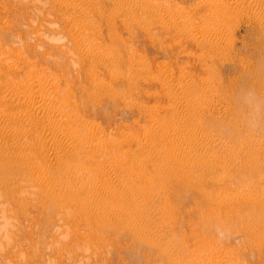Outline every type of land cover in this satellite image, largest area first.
Wrapping results in <instances>:
<instances>
[{"label":"rangeland","instance_id":"rangeland-1","mask_svg":"<svg viewBox=\"0 0 264 264\" xmlns=\"http://www.w3.org/2000/svg\"><path fill=\"white\" fill-rule=\"evenodd\" d=\"M263 4L0 0V264H264Z\"/></svg>","mask_w":264,"mask_h":264},{"label":"bare ground","instance_id":"bare-ground-1","mask_svg":"<svg viewBox=\"0 0 264 264\" xmlns=\"http://www.w3.org/2000/svg\"><path fill=\"white\" fill-rule=\"evenodd\" d=\"M81 2H82V0H80ZM86 1V0H85ZM77 2V1H76ZM84 2V1H83ZM87 3H89V2H87ZM85 5H87V4H85ZM90 5V4H89ZM136 5H138V4H136ZM141 5V4H140ZM264 5V4H263ZM262 5V6H263ZM78 7V6H77ZM87 8V7H86ZM86 8H83V9H86ZM77 9V8H76ZM81 10H82V8H81ZM83 12V14L85 15L86 13L84 12V10L82 11ZM263 14V13H262ZM78 15V14H77ZM89 16V15H88ZM82 17H84V16H82ZM88 18H90V17H88ZM88 18H86V19H88ZM81 19V18H80ZM83 19H85V18H83ZM85 19V20H86ZM90 22V21H89ZM222 46V45H221ZM36 80V79H35ZM35 82V81H34ZM37 82V81H36ZM35 82V83H36ZM33 83V82H32ZM39 83H41V82H39ZM42 84V83H41ZM41 84H39V85H41ZM37 85V84H36ZM44 85V84H43ZM16 86V85H15ZM31 86V85H30ZM45 86V85H44ZM44 86H42V87H44ZM16 87H18V86H16ZM41 86H40V89H39V91L41 92V95L43 94L42 92H44L43 91V88H42ZM46 87V86H45ZM44 87V88H45ZM38 88V87H37ZM9 89V91H10V88H8ZM13 89V88H12ZM15 89V88H14ZM18 89H19V87H18ZM49 91V90H48ZM13 92H15V91H12L11 93H13ZM18 92H19V90H18ZM22 93V92H21ZM20 93V94H21ZM46 93H47V91H46ZM45 92H44V94L43 95H47ZM17 92H16V96H17ZM40 94V93H39ZM51 94V93H50ZM12 95H14V94H12ZM32 95V94H31ZM49 95V94H48ZM48 95H47V97H45V96H43V100L40 102V103H42V104H47V98L50 100L49 102H50V104L49 105H51L52 106V109H48L49 108V106H47L45 109H46V118H49L48 120H51V125H48V126H50V130L54 127H56L59 123H60V121L62 120V117H63V114H62V112H63V110H65V108H64V103H63V100L62 99H56L55 97H51V98H49L48 97ZM53 95V94H52ZM21 96H24V98L26 97L25 95H21ZM50 96V95H49ZM58 97V96H57ZM21 99V98H20ZM19 100V99H18ZM30 100V99H29ZM28 101V99L26 100V102ZM33 102V101H32ZM35 102L37 103L38 102V100L36 101L35 100ZM35 103V104H36ZM24 104H25V102H24ZM29 104H30V102H29ZM38 104V103H37ZM41 104V105H42ZM20 105V104H19ZM25 105H27V104H25ZM32 106V105H31ZM59 111H61V112H59ZM2 113H4V112H2ZM1 113V114H2ZM1 114H0V116H1ZM13 113H11V114H8V113H4L3 115H2V117H0V135H1V138L3 137L2 135L4 134V133H6V132H4V129L2 128L3 126H2V124L4 125V122L6 123V125L7 124H10V125H12V124H16V121L18 120V117H17V115H12ZM21 117V116H20ZM23 120V119H22ZM60 120V121H59ZM17 125V124H16ZM8 127H10V126H8ZM8 127L6 128V130L8 129ZM12 127V126H11ZM13 127H17V126H13ZM13 129V128H12ZM17 129V128H16ZM14 130H15V128H14ZM14 130H11V129H8V131H7V134H8V132H12L13 133V131ZM49 130V131H50ZM52 131V130H51ZM11 135V134H10ZM13 135H15V132H14V134H12V136ZM184 135L185 136H187V135H189L188 133H184ZM189 136H191V135H189ZM5 137V136H4ZM191 138V137H190ZM193 138V137H192ZM6 139V138H5ZM9 139H11V138H9ZM186 139V138H185ZM187 139H188V137H187ZM58 141H57V145H56V147L55 148H53L54 149V151H55V149H56V153L58 154L59 153V151H60V146H61V141L59 140V139H57ZM191 140V139H190ZM188 141V140H187ZM14 142V141H13ZM21 142V141H20ZM18 143V142H17ZM181 144V143H180ZM193 144V143H192ZM223 144H225V143H223ZM105 146V145H104ZM194 148V147H193ZM196 148V147H195ZM223 148V147H222ZM15 149H16V144H10L9 146H7L6 147V149L5 150H3V151H1L0 152V157H2V156H4V157H6V156H12L15 152ZM194 151H199L198 149L196 150V149H193ZM218 149H216V145L214 146V145H212V147H211V151L212 152H215V151H217ZM202 153V152H201ZM201 153H199V152H197V153H195L194 155H196V159H195V161L199 164V165H205V164H208V163H211L210 162V160L209 159H207V158H205V156L204 155H202ZM209 155V154H208ZM7 158V157H6ZM10 158V157H9ZM8 158V159H9ZM0 160H3V159H0ZM11 160V159H10ZM209 160V161H208ZM6 161V160H5ZM57 161V160H56ZM194 161V160H193ZM112 162V161H111ZM7 163V162H6ZM112 164H114V163H112ZM7 165V164H6ZM1 166V165H0ZM108 166H110V168L109 169H114L115 167H116V165H108ZM207 165H205V167H206ZM118 167H119V165H118ZM188 167V166H187ZM208 167V166H207ZM4 168V167H3ZM105 169V168H104ZM104 169L102 170V172H104ZM99 170V169H98ZM97 170V171H98ZM97 171H96V173H97ZM100 171V170H99ZM116 171V170H115ZM191 171V170H190ZM108 173V172H107ZM103 174V173H102ZM104 175V174H103ZM103 178V177H102ZM102 178H100V180H102ZM119 178V177H118ZM96 180V179H95ZM94 180V181H95ZM102 181H99L97 184H99V185H101L100 183H101ZM125 185V184H124ZM96 186V185H95ZM88 187H90V186H88ZM91 190H93L92 188H91ZM94 190H95V187H94ZM93 190V191H94ZM97 190H98V188H97ZM97 192V191H96ZM95 195H96V193H95ZM100 196V195H99ZM93 198V197H92ZM100 198H102V197H100ZM98 199V198H97ZM106 199V198H105ZM100 200V199H99Z\"/></svg>","mask_w":264,"mask_h":264}]
</instances>
